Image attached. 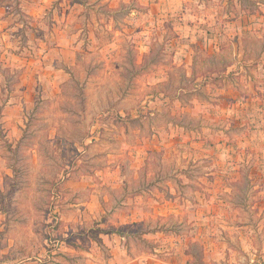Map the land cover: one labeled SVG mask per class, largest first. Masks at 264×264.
<instances>
[{
	"label": "rangeland",
	"instance_id": "374dc122",
	"mask_svg": "<svg viewBox=\"0 0 264 264\" xmlns=\"http://www.w3.org/2000/svg\"><path fill=\"white\" fill-rule=\"evenodd\" d=\"M0 264H264V0H0Z\"/></svg>",
	"mask_w": 264,
	"mask_h": 264
},
{
	"label": "crops",
	"instance_id": "0c3cea01",
	"mask_svg": "<svg viewBox=\"0 0 264 264\" xmlns=\"http://www.w3.org/2000/svg\"><path fill=\"white\" fill-rule=\"evenodd\" d=\"M256 90H259V89H258L257 87H255V85H254V86H253V90L250 89L249 92H254V93L256 94V92H255ZM259 92H260V91H259ZM257 94H258V93H257Z\"/></svg>",
	"mask_w": 264,
	"mask_h": 264
}]
</instances>
